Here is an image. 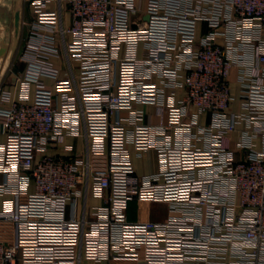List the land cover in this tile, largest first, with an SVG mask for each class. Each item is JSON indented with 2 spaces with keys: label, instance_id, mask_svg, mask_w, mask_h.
<instances>
[{
  "label": "built area",
  "instance_id": "1",
  "mask_svg": "<svg viewBox=\"0 0 264 264\" xmlns=\"http://www.w3.org/2000/svg\"><path fill=\"white\" fill-rule=\"evenodd\" d=\"M27 1L19 96L0 88V228L15 235L0 264H264V0ZM56 59L73 92L30 102ZM80 136L83 153H48ZM130 145L157 151L158 172L138 175ZM133 201L168 218L131 221Z\"/></svg>",
  "mask_w": 264,
  "mask_h": 264
},
{
  "label": "crops",
  "instance_id": "2",
  "mask_svg": "<svg viewBox=\"0 0 264 264\" xmlns=\"http://www.w3.org/2000/svg\"><path fill=\"white\" fill-rule=\"evenodd\" d=\"M32 20V9L27 0H0V88L4 87L11 89L19 96L21 85L16 82L17 76L23 75L25 71V63L22 61V54L25 47V41L29 34L28 23ZM67 22L69 23V16L67 14ZM54 65L62 70V76L58 81L51 78H45L46 87L44 89L38 88L36 85L31 86L30 102L55 104L56 95L58 92L67 90L73 92L72 78L70 73L66 70L64 64L60 59L53 61ZM235 75V73H234ZM233 93L236 97L239 94V86L233 87ZM185 97V91L179 90L176 94L177 100H182ZM138 109L144 111V123L150 126H158L167 123L168 113L163 107L155 105H137ZM233 110L238 109V104L232 105ZM122 116L127 117L128 111H123ZM202 124H207L210 121L209 115H202L200 117ZM8 127L7 119L0 116V141L6 139V131ZM238 135H232L225 138L224 145L232 149L235 148V141ZM67 147L73 148V153H83L86 147V140L83 136L69 137L65 144L57 149H51L48 153L54 156H69L71 152L67 151ZM130 159L133 163L135 172L140 176L155 174L159 170L160 160L157 151L151 149L144 153H138L134 146L129 147ZM240 156L241 152L236 151ZM109 158L94 157L93 166L95 169H106ZM93 204H98L99 201L93 200ZM164 207L166 209L165 218H159V214L152 213L153 209ZM162 211V210H160ZM147 212V213H145ZM160 213V212H159ZM129 219L131 221L151 220V221H165L168 218V207L164 203L159 202H136L133 201L128 209ZM161 216V214H160ZM0 239L11 245L15 241L13 231L0 228ZM63 264H72L64 262Z\"/></svg>",
  "mask_w": 264,
  "mask_h": 264
},
{
  "label": "rangeland",
  "instance_id": "3",
  "mask_svg": "<svg viewBox=\"0 0 264 264\" xmlns=\"http://www.w3.org/2000/svg\"><path fill=\"white\" fill-rule=\"evenodd\" d=\"M147 0H137V6L140 11H144L146 9ZM162 210V211H160ZM160 212V213H159ZM147 213V212H145ZM152 213L159 214L158 217L165 218L166 216V209L164 207L156 208L152 210ZM161 214V216H160Z\"/></svg>",
  "mask_w": 264,
  "mask_h": 264
}]
</instances>
